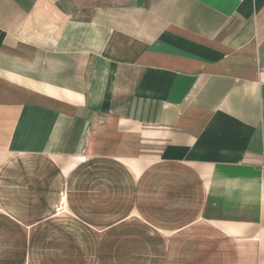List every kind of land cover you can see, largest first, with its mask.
<instances>
[{"label":"crops","instance_id":"1","mask_svg":"<svg viewBox=\"0 0 264 264\" xmlns=\"http://www.w3.org/2000/svg\"><path fill=\"white\" fill-rule=\"evenodd\" d=\"M235 259L264 264V0H0V264Z\"/></svg>","mask_w":264,"mask_h":264},{"label":"rangeland","instance_id":"2","mask_svg":"<svg viewBox=\"0 0 264 264\" xmlns=\"http://www.w3.org/2000/svg\"><path fill=\"white\" fill-rule=\"evenodd\" d=\"M87 245H88V246H89V245L91 246L92 244H87ZM199 247H200V245H199ZM199 247H198V248H199ZM90 249H92V246H91V248H90ZM214 259H215V258H214ZM213 261H217V260H213ZM227 261H228V260H227ZM230 261H233V262H234V264H236V262H237V260H236V259H235V260H230ZM244 261H245V260H244ZM221 263H222V261H221ZM221 263H220V264H221ZM257 263H258V264H260L261 262H260V261H258Z\"/></svg>","mask_w":264,"mask_h":264}]
</instances>
